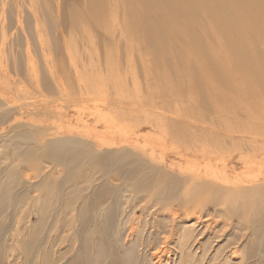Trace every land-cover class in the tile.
<instances>
[{
	"label": "rangeland",
	"instance_id": "obj_1",
	"mask_svg": "<svg viewBox=\"0 0 264 264\" xmlns=\"http://www.w3.org/2000/svg\"><path fill=\"white\" fill-rule=\"evenodd\" d=\"M93 2L0 0V90L18 95L26 108L19 111L12 108V101L0 103V198L5 199L0 207V264H264V184L228 200L214 186L195 183L185 173V164L173 157V163L157 166L118 147L111 152L97 151L94 142L83 140L87 145L81 147L67 143L63 134L49 136L67 128L70 140L78 138L81 130L79 126L76 129L74 120L59 127L46 125V119L36 124L22 122L21 112L24 117L35 112L42 115L38 109L45 108L36 89L57 96L58 83H79L73 78L74 70L80 72L89 63L96 65V58L103 66L114 57L113 50L108 54L100 44L105 36L101 21L89 9ZM146 2L157 10L152 0ZM194 4L196 18L191 17L193 6L185 8L181 23L188 27L184 28L194 35L199 24L194 35L198 42L209 43L217 51L229 40L235 53L234 58L223 54L219 61L195 53L192 37L181 31L177 40L181 49L175 48L181 55L182 83H194V92L197 86L204 92L211 84L223 90L228 110L230 106L245 113L241 120L247 115L261 121L258 128L253 120H245L244 128L263 131L261 38L234 37L231 41L228 30L205 34L212 31L200 17L201 7L210 12L218 8L214 0H194ZM227 6L237 24L236 7ZM158 12V19H173L162 14L163 10ZM239 24L244 22L239 19ZM233 29L231 26V34ZM148 50L147 57L156 53L151 47ZM164 54L166 62L156 60L151 66L171 74L173 62L167 49ZM136 65L142 69L141 60L137 59ZM240 88L245 92L238 94ZM31 96L30 102L42 106L30 107L24 97ZM204 103L206 109L200 112L213 117L214 110ZM47 126L53 128L41 138L39 132ZM82 136L86 134L82 132ZM49 140L48 148L44 145ZM241 170L240 163L237 172ZM200 212L206 217L203 220L208 219L203 223L207 230L194 243V232H190ZM129 219H133L131 227ZM169 227L171 233L164 234ZM183 236L188 238L181 244ZM131 246L132 252L128 250Z\"/></svg>",
	"mask_w": 264,
	"mask_h": 264
},
{
	"label": "bare ground",
	"instance_id": "obj_2",
	"mask_svg": "<svg viewBox=\"0 0 264 264\" xmlns=\"http://www.w3.org/2000/svg\"><path fill=\"white\" fill-rule=\"evenodd\" d=\"M93 1L89 9L95 11L96 20L101 21L105 36L100 39V44L108 54L113 50L114 57L111 55L103 66L96 58V65L89 63L87 67L79 70L80 72L74 70L73 78L79 83H58L57 86L55 85L57 96H46L41 90L36 89L39 101L45 105V108L38 109L41 110L42 115L35 112L29 117H24L25 114L18 113L24 119L22 122L33 121L36 124V121L46 119V125L53 123L59 127L74 120L76 129L79 126L81 130L78 138L70 140V136L65 134L67 128L49 136L63 134L68 138L67 143L79 144L81 147L87 145L83 140L94 142L97 151L111 152L118 147L121 152L130 151L134 156L137 153L138 156L157 166L166 161L169 164L173 163V157L180 164H185L183 166L185 173L191 175L195 183L214 186L222 191L228 200H231L235 194H244L252 187L264 184V130L244 128L245 120H253L251 123L260 128V119L247 118L245 115L246 119L241 120L240 117L245 113L236 112L230 106L228 110L226 93L212 84L208 85L204 92L197 86L194 92V83L181 81L178 66L181 55L175 48L178 46L181 49L180 44L177 43L181 31L192 37L195 53L208 55L217 61L223 54L234 58L235 53L229 40L219 46L217 51L209 43L205 45L198 42L194 35L195 31L199 30V24L196 27L194 23L196 27L194 35L184 28L188 27L187 24L181 23L185 8L193 6L194 17H191L196 18L194 0H152L157 8L155 11L146 0ZM214 1L218 10L213 9L210 12V9L201 7L200 17L206 21L208 30L212 31V34H205L212 36L228 30L227 36L232 39L231 41L234 37L236 39L243 37L251 41V37L258 35L261 38L258 48L263 49L261 51L263 59L264 0ZM227 4L236 7L233 14L237 24L239 19L244 22L243 25L239 24L242 29L234 23ZM158 10H163L162 14L173 19H158ZM210 16L211 19L208 20ZM231 26L234 27L233 34L230 33ZM3 34L4 30L1 31V35ZM146 34L149 36H145ZM218 35L216 36L219 37ZM170 38L173 40L171 41ZM220 43L221 41L218 45ZM149 47L156 51L152 57H147ZM166 49L168 57L173 62L174 69L171 74H165L157 67L151 66L156 65L153 62L156 60L161 59L166 62L164 54ZM184 52L188 53V51ZM137 59L141 60L142 69L136 65ZM183 67L181 65V68ZM186 67L190 65L187 63ZM151 72H154L152 77ZM242 92L245 91L240 88L238 94ZM195 94L197 98L194 100ZM17 96L1 89L0 103L12 101V108L15 107V110H26L22 100ZM199 98L201 102H198ZM24 99L29 101L27 104L30 107L42 106L40 103L30 102L34 96ZM219 100L222 101V106ZM204 101L214 110L213 117L210 116L211 114L205 115L200 112L206 109ZM259 102L264 109V101ZM72 114L74 117H70ZM52 128L44 127L42 132H39V136L46 137L45 135ZM82 132L86 134L85 137L82 136ZM51 143L50 140L46 141L44 146L49 148ZM205 155H209V158H205ZM44 156L47 154L45 153ZM210 159H217V162ZM176 162L174 160V165L177 164ZM240 163L242 170L238 173ZM174 165L168 166L172 168ZM96 190L99 192L97 188ZM234 203V201L230 202L232 206ZM2 204H5V199L0 198V207ZM231 210L235 209L231 208ZM221 213L220 211L219 217H222ZM203 216V212H200L196 217L197 221L192 224L190 233L194 232V243L197 241L196 238H200L207 230V225L203 223L208 219L203 220L206 218ZM131 222L133 219H129L128 227L132 226ZM169 223H172V220L169 219ZM170 229V227L166 229L164 234L169 235ZM139 238L141 239L142 236ZM187 238L183 236L180 243L183 244ZM128 241L129 238L126 242ZM132 248L131 246L128 250L132 252Z\"/></svg>",
	"mask_w": 264,
	"mask_h": 264
}]
</instances>
